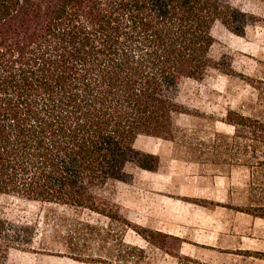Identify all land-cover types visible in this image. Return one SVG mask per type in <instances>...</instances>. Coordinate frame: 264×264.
Returning <instances> with one entry per match:
<instances>
[{
	"label": "trees",
	"instance_id": "obj_1",
	"mask_svg": "<svg viewBox=\"0 0 264 264\" xmlns=\"http://www.w3.org/2000/svg\"><path fill=\"white\" fill-rule=\"evenodd\" d=\"M256 1L261 16L232 0H0V197L68 207L74 214L51 226L59 251L103 264L145 258L126 243L128 229L161 249L171 237L132 225L104 193L132 181V167L158 170L159 157L136 147L141 135L247 167L255 202L264 200V121L230 110L223 122L234 133L198 142L175 125L184 112L180 84L226 70L211 55L214 25L237 36L264 25V0ZM238 210L264 219V203ZM84 211L109 224L82 218ZM36 233L0 212V264L13 250L34 251Z\"/></svg>",
	"mask_w": 264,
	"mask_h": 264
},
{
	"label": "rangeland",
	"instance_id": "obj_2",
	"mask_svg": "<svg viewBox=\"0 0 264 264\" xmlns=\"http://www.w3.org/2000/svg\"><path fill=\"white\" fill-rule=\"evenodd\" d=\"M232 2L245 12L263 15L256 0ZM212 34L211 55L226 64L225 72L211 69L202 80H184L177 93L184 112L176 116L175 125L195 134V142L214 132L232 135L233 127L223 122L230 110L264 121V25L252 23L244 36H237L216 23ZM136 147L159 157L158 170L132 167V181L113 182L104 193L132 225L171 235L161 249L134 229L123 233L126 243L145 251L140 264H178L179 253L205 264H264V219L238 210L264 203L254 200L247 167L199 157L174 141L152 136H139ZM0 212L11 221L37 227L35 250H13L7 264H103L75 261L59 251L51 226L57 215L74 214L68 207L4 195ZM79 214L92 223L109 224L103 216Z\"/></svg>",
	"mask_w": 264,
	"mask_h": 264
}]
</instances>
